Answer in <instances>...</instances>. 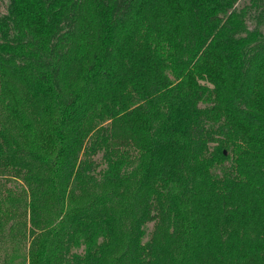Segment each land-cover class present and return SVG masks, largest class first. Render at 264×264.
Returning a JSON list of instances; mask_svg holds the SVG:
<instances>
[{"label":"trees","instance_id":"obj_1","mask_svg":"<svg viewBox=\"0 0 264 264\" xmlns=\"http://www.w3.org/2000/svg\"><path fill=\"white\" fill-rule=\"evenodd\" d=\"M8 1L0 247L8 229L30 264H264V0Z\"/></svg>","mask_w":264,"mask_h":264},{"label":"rangeland","instance_id":"obj_2","mask_svg":"<svg viewBox=\"0 0 264 264\" xmlns=\"http://www.w3.org/2000/svg\"><path fill=\"white\" fill-rule=\"evenodd\" d=\"M243 5L251 6V14H256V6L262 4V0H242ZM8 0L0 1V15L7 14L8 11ZM256 25L254 20L249 21V26L253 28ZM264 30V25L262 26ZM104 169L102 165L99 170ZM10 187H15L18 190H23V184L12 180ZM110 205V204H108ZM22 223L25 221L22 220ZM156 229V223H148L145 228L144 242H149L154 237ZM30 238L22 236H14L10 234L9 230L6 229L2 235L1 247H0V264H30L29 261V250L31 247Z\"/></svg>","mask_w":264,"mask_h":264}]
</instances>
